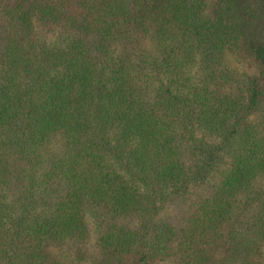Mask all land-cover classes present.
Here are the masks:
<instances>
[{
	"label": "trees",
	"instance_id": "obj_1",
	"mask_svg": "<svg viewBox=\"0 0 264 264\" xmlns=\"http://www.w3.org/2000/svg\"><path fill=\"white\" fill-rule=\"evenodd\" d=\"M0 264H264V0H0Z\"/></svg>",
	"mask_w": 264,
	"mask_h": 264
}]
</instances>
